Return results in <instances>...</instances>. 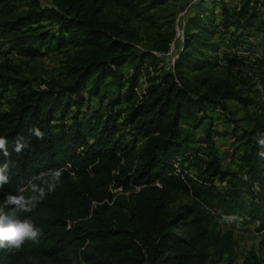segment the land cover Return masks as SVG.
<instances>
[{
	"label": "trees",
	"instance_id": "16d2710c",
	"mask_svg": "<svg viewBox=\"0 0 264 264\" xmlns=\"http://www.w3.org/2000/svg\"><path fill=\"white\" fill-rule=\"evenodd\" d=\"M167 1L0 0V47L26 64L48 51L64 56L48 79L0 66V98L11 92L0 109L9 177L0 195H37L20 218L42 230L38 242L0 249V264H71L78 252L87 264H221L233 244L226 218L251 215L264 226V93L224 69L207 19L219 0L197 2L180 51L161 65L155 52H168L175 36ZM242 1L221 0L219 34L257 25L264 37V0ZM255 67L264 77V63ZM110 85L115 96L82 109ZM212 107L242 123L231 131L241 151L233 169L222 167L209 125L195 134Z\"/></svg>",
	"mask_w": 264,
	"mask_h": 264
},
{
	"label": "rangeland",
	"instance_id": "374dc122",
	"mask_svg": "<svg viewBox=\"0 0 264 264\" xmlns=\"http://www.w3.org/2000/svg\"><path fill=\"white\" fill-rule=\"evenodd\" d=\"M198 1L200 0H168L165 4L169 12L173 14V29L175 30V36L169 46V51L164 53L157 52V56L161 57L160 64L165 68L171 66L181 49L186 21L192 14L199 10L197 7ZM40 2L43 6H48L52 5L53 0H40ZM240 2L243 1L226 0V3L231 7L236 6L238 3L240 4ZM220 4L221 0L208 7L207 19L209 20V28L215 31L212 39L220 44L219 50H221L220 54L224 58L222 61V64L225 66L224 69L226 68L225 71L231 78L236 79L239 84L243 85L245 83V87L251 85L252 88H257L264 93V77H259V70H256L255 67L256 62L264 63V61H260L264 60V53L262 51L263 33L261 30L257 29V25H255V27L248 29L239 28L237 31L234 27H231L230 32H221V34H219ZM261 18H263V16H261ZM137 47L142 48L141 45H137ZM226 55H228V57ZM63 59L64 56H62V51H48L40 58L31 60L26 64L24 62L25 58L8 52L4 46L0 47V66L2 71L14 76L21 75L29 78L38 75L43 79H48L52 76L57 77ZM122 69L125 74L131 72L127 65H124ZM253 74L258 76H253ZM255 81L258 82L254 83ZM137 90L139 91L140 88L138 87ZM104 92L106 96L104 95L101 99L100 97ZM10 94L11 92L5 93V96L0 98V109L5 108L6 96L9 97ZM115 94L114 85H110L103 89L98 96H93L91 100L87 99L82 109L91 111L93 108L105 104L107 99L115 96ZM229 104L232 112L231 116L233 118L240 117L242 112L238 105L231 101ZM207 114L209 118L203 122L196 130L195 134L198 137L204 136L206 129L210 126L215 143L214 150L221 160L222 167L229 165V167L233 169L234 165L238 162L241 151L238 149L239 144L231 131L236 129V125H241L242 123L238 122L236 124L233 119L232 121L228 120L226 112H223L219 107L209 108ZM262 114L264 119V112ZM237 130L240 131L239 129ZM198 147H203V145L199 143ZM189 172L190 174L198 175L200 170L192 166ZM112 192H118L117 194L121 193L119 188L112 189ZM244 199L246 202L250 200L249 196L246 194H244ZM2 202L3 196L1 194L0 203ZM250 216L251 215L246 216L247 218L234 216L226 218L227 221L224 225L231 231L233 244L231 252L224 255L221 264H247L250 262L252 263L255 259L262 260L264 258V226L259 227L256 221L248 218ZM80 257L82 260H85L82 253L78 252L76 259L71 264H80Z\"/></svg>",
	"mask_w": 264,
	"mask_h": 264
},
{
	"label": "clouds",
	"instance_id": "9594fccd",
	"mask_svg": "<svg viewBox=\"0 0 264 264\" xmlns=\"http://www.w3.org/2000/svg\"><path fill=\"white\" fill-rule=\"evenodd\" d=\"M36 135L42 137L43 133L37 129ZM5 143V139L0 138V147H4ZM24 146V144L17 142L14 151L19 153ZM4 155H8L7 148H5ZM6 170H8L7 163L0 167V187L9 179L8 175L5 174ZM30 188L33 193H39V198L43 197V189L37 188L34 184L30 185ZM49 190H51V186ZM37 200V195L25 197L21 192L19 195H8L7 199L0 203V249L19 250L26 241L38 242L42 230L36 227L30 218H20L21 213L31 211Z\"/></svg>",
	"mask_w": 264,
	"mask_h": 264
},
{
	"label": "built area",
	"instance_id": "2783aa9c",
	"mask_svg": "<svg viewBox=\"0 0 264 264\" xmlns=\"http://www.w3.org/2000/svg\"><path fill=\"white\" fill-rule=\"evenodd\" d=\"M157 54V52H155ZM80 264H86V262L84 260H82V258L80 257Z\"/></svg>",
	"mask_w": 264,
	"mask_h": 264
}]
</instances>
